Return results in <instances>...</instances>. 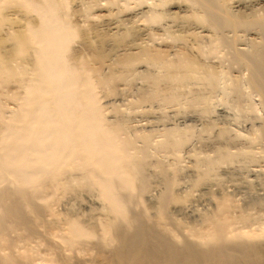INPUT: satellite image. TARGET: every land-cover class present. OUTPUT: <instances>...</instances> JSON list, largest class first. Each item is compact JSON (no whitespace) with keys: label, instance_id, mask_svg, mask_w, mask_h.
Here are the masks:
<instances>
[{"label":"bare ground","instance_id":"bare-ground-1","mask_svg":"<svg viewBox=\"0 0 264 264\" xmlns=\"http://www.w3.org/2000/svg\"><path fill=\"white\" fill-rule=\"evenodd\" d=\"M72 1L0 0V264H79L80 260L76 256L72 259L69 251L75 249L79 239L93 235L92 231L108 233L125 221L130 216L133 190L140 191L149 208H154L151 213L155 221L162 214L161 224L168 223L179 232L177 247L193 248L216 238L224 264L247 262L246 254L228 246L239 247L235 240H249L259 228L264 233V226L248 229L250 235L238 230L229 236L225 231L233 223L255 224L248 208L264 205V191L257 192L264 190V0H181L182 4L177 5L174 0H149V5L142 8L148 0H107L122 7L137 2L140 8L122 14L117 10L120 15L111 7L98 9L95 13L101 19L86 24L89 5L94 1L77 0L82 3L79 7L75 0L73 7ZM78 12L88 14L80 19L85 20L82 23L71 18ZM157 37L164 38V43L155 42ZM158 73L175 80L176 85L184 77L206 76L200 90L219 91L220 95L208 98L233 111L232 115L222 110L210 119L204 118L214 108L204 114L191 108L199 101L190 102L192 97L187 93L175 97L157 89L163 107L190 112L181 113L185 115L180 118L183 127L212 122L214 130L205 136L198 134L195 139H171L166 131L169 129L163 125V130L134 132L129 140L120 129L122 115L106 116L97 92L112 96L121 82L133 95L132 108L142 100H153V77ZM7 79L15 84V89L6 91L15 101L17 109L13 111L2 102L3 96L7 98ZM235 94L246 99L248 108L228 102L229 95ZM252 94L257 96L255 100ZM258 109L262 112L259 117L246 114ZM243 119L251 121L246 132L237 128ZM132 145L135 150L130 148ZM185 149L194 159L195 171L186 168L177 176L179 185L174 194L182 202L172 204L168 196L174 176L169 174L164 158L177 156ZM244 158L252 164L248 169L242 164ZM216 160L238 165L220 170L214 182H206V170ZM70 161L80 165L74 167ZM147 161L155 166L159 182L164 184L159 198L145 194L149 192L144 165ZM203 163L201 168L199 164ZM7 177L16 181L17 189L4 184ZM40 179L49 196L40 193L44 188L38 187ZM84 179L89 188L97 189L94 191L99 201L84 197L85 204H81V197L76 202L83 189L68 193L67 183L75 180L80 184ZM193 189L198 191L194 192L195 198L190 196ZM65 194L70 198H65L67 207L62 209V217L55 212L44 221L37 217L53 207L46 197L58 201ZM236 194L241 197L239 202L234 199ZM22 196L29 198L28 204L20 202ZM87 202L100 210L106 205L112 215L105 214L102 219V215L93 213L83 215L77 206L80 203L88 207ZM194 203L201 205L198 208L202 213ZM174 214L192 224L191 228L184 231ZM7 222L13 225L5 227ZM64 223L68 225L66 233L54 231ZM40 227L45 244L31 236L40 233ZM198 230L205 233L195 235ZM143 243L144 230L137 225L131 251ZM34 245L44 246L48 256L39 257L40 249L37 256ZM74 251L79 253L81 248Z\"/></svg>","mask_w":264,"mask_h":264},{"label":"rangeland","instance_id":"rangeland-1","mask_svg":"<svg viewBox=\"0 0 264 264\" xmlns=\"http://www.w3.org/2000/svg\"><path fill=\"white\" fill-rule=\"evenodd\" d=\"M73 1H72L73 7H74V4L75 5L77 4L76 5L77 7L81 6V4H82V3L79 4V2H78L79 0L78 1L75 0L76 2L74 1V4H73ZM93 1L94 2L90 3V5L88 4L90 6V8H88V9L92 10V11L89 10L90 11L89 16H86L88 14L83 15V16L79 15L80 13L78 12V13H75L73 15L71 14V18L73 20H76L78 18L77 19V20H79L78 22L82 23L85 20L84 21L82 20V22H81L80 19H84L87 17L84 24H86V22L91 23L92 21L98 22L99 21L98 19H101V15L98 16L97 13H95V12H97L96 10H98V9H105L106 7L107 8L111 7L112 12L116 11V14L118 15L120 11H121L120 14H122V12H125L126 10H130V8L132 9L134 7L133 9H136V6L139 7V5H140V4L138 5L137 2L136 3L130 2L128 4V6L124 7V5H123V7H122V5L119 4V2H118V4L120 6L117 5V2H114V3L112 2L113 4L110 2L111 4H109V2H107V0H100V1L99 0H93ZM175 1L177 3H175ZM178 2L180 4H182L181 0H174L173 4L175 3L177 5ZM115 3H116V5H115ZM144 3H145V5H144ZM144 3L141 4L142 5V6H140L141 8L147 7L149 5L148 4L149 0L147 1V3L146 2H144ZM171 5H172V2H170L169 6H171ZM115 6H119V7H115ZM169 6H167V7H169ZM138 7H137V9L140 8V7L139 8ZM115 8H116V10H115ZM117 10H120V11H117ZM116 14H114V15H116ZM88 20H89V22H88ZM158 38L159 37H157V39H155V42L158 40L157 43L160 42L161 44H163L164 42L162 43L161 41L162 40L165 41V39L164 38L162 39V37H161V39H158ZM75 44L78 46L79 45L78 41H75ZM75 44H74V46L77 47ZM212 58L213 57H211V59ZM214 58H216V57H214ZM215 60H217V59H215ZM136 65H138V64H136ZM205 77L206 76H204V78H195V79H187L186 77H184L181 81V84L176 85L175 80L169 81V79L167 77L163 76L162 73L155 74L153 79L156 83V88H155V92L153 95V100L152 101L142 100L138 103L133 104L135 106H133L132 108L130 107V105L132 104L131 102L133 101V99H132L133 95L130 94L131 91L127 90L128 88L124 87L125 85L121 82H118V84L116 85V86H118L117 92L112 93V96H111V93H108L105 91H101L103 93L97 92V95L100 97L99 100H100V103L104 109L106 116H111V114L116 115L118 113L122 115L123 120L121 122L122 126L120 127V129H121V132L124 133V135L129 140L132 139L134 132H137V133L145 132V133H147L148 131H150L153 128H156L154 130H163L164 129L163 125L166 126V129H169L166 131L168 133V137H170L171 139H179V138H181V136L190 137V139H195L198 137L197 136L198 134H201V136L207 135L209 130H212L214 124L212 122H203V126L197 125L195 127L194 126L183 127V125L181 124L182 122L180 120L185 115H189L188 113H190V112H188V110H185V111H187V114L184 112H180L179 109L175 106L163 107L164 102H163L162 97L159 93V90L161 91L164 89L163 94L169 92L170 94H173L175 97H179V95L181 93H187L190 97H192V99H190V102H194L195 100L199 101L198 103L191 104L190 105L191 108L193 110L200 111L201 113L203 112L204 114H206L207 110H212L214 108V111L212 113H210L208 115V117L203 116L204 118L210 119V116H216V114H218V113L220 114V112L222 110L226 111V113H225L226 115H228V113H230L228 116L232 115L233 111H231L225 107L223 108V106L221 108L220 105L215 104V100H210L208 98V95L210 97H216V96L220 95L219 91L213 92L210 89L200 90V89H202L200 86L201 85H202V87L204 86L202 83V80L204 82L207 81L205 79ZM10 81H9V79H7V83H6L7 86L5 85L4 95H6V91L11 90V89H15V88H13L15 86V84L13 82H10ZM136 83H138V82H136ZM157 89H159V90H157ZM191 91L197 92L198 95H195L193 93H189ZM130 95H132V97H130ZM229 96H230V98L228 99V102L231 100L234 104L235 103L236 104H238V103L244 104V109L248 108V104L246 103V99L244 97H242V96L238 97V96H236V94L233 96H231V95H229ZM252 96H253V100H255L257 97L255 94H252ZM2 98H3L2 102H4V105L10 111L17 109V107H15V105H14V103H15L14 99H12L10 96H7V98L3 96ZM6 107H5V109H7ZM188 108H190V107H188ZM188 108H184V109H188ZM79 110H81V108L77 109V111H79ZM250 111L249 112L247 111L246 114L248 113L251 116V118H254L256 116L259 117V116H261V113H262L260 111V109L257 110L259 113H256L257 111L256 112L254 111L255 113L250 112ZM181 113H184L185 115L182 114V116H183L182 117ZM250 122L251 121L249 119H243V120H241V122L238 123L237 128L242 132H246ZM187 123L189 124V122H187ZM173 125H175V127ZM206 128L208 129V131L206 130ZM213 130H214V128H213ZM157 138H160V137H157ZM163 140H165L164 136H163ZM168 143H169V141H168ZM138 145H139V143H138ZM130 148L135 150L134 145H132ZM186 149L183 150L177 156H166V158H164L165 161L168 163L167 167L169 170V174L174 176V178L170 181L171 187L169 189L170 194L168 196V199L170 200V202L172 204H179L182 202V198H180L174 194V191L177 189V187L179 185L177 176L179 174H182V172H184V170L186 168L187 169H193L195 171V168L193 166V160L194 159L192 156L191 157L189 156V153H187ZM126 159L129 161L133 160L132 157H126ZM244 160H245V162H242V164L248 165L246 167L247 169L250 168L252 164L249 161V159L244 158ZM248 162H250V163H248ZM69 163L74 165V167H77L80 165V162H77V161H70ZM144 165H145V173L147 176V180L149 182V189H148L149 192H147L145 194L150 195L153 198L154 197L159 198V196H160V194L164 188V184L163 183L161 184L159 182V176L157 174L156 168L151 162H148V161L144 162ZM199 165L202 168L205 165V163L199 164ZM235 165H238V164L235 162L234 163L233 162L232 163H223L219 160H216V164H214L211 168L209 167V169L206 170V175H205L206 182H214L213 177L216 175L217 172H219L222 169H225L226 167H231V166H235ZM3 181H4V184L6 186L10 187V186L15 185L14 188L17 189V183L11 177H7ZM54 181L55 180L52 179V182H54ZM81 182L82 183L79 184L78 181L76 183L75 180H73L72 182L66 184V186L68 188L67 191L70 195H73L72 193L77 189L78 190L83 189V190L79 191V193L81 195H78L79 198H77L78 196L76 197V202L77 201L80 202V200L82 199L81 200L82 202H80V203L85 204L84 203V197L85 198L89 197L93 200L94 199L95 200L101 199V198L97 199V196H95V194L97 192L94 191L96 188L94 189V186L89 188L88 182L86 179H84V181L81 180ZM34 183H37V181H35ZM55 183H56V181H55ZM185 184L186 183H184V185ZM39 185H40V186H38L39 189L44 187L42 180L39 181ZM259 190L260 191H257V190L256 191L259 193L264 191L263 189H259ZM96 191H97V189H96ZM191 192H193V193H191L192 195H190L191 198H195L198 191L196 189H193V191H191ZM40 193L44 196H49V194H48L49 192H48V190L45 189V187L43 188V192H40ZM65 195L66 196L64 198H61L62 196L60 197L61 200L60 199L59 200L61 201V203L59 200H58L59 201V203H58V201L52 200V198L46 197L47 200L52 202L50 205H53V207H48V209L43 210L41 215H39L37 217L41 221H44L46 219L51 218L53 212H55L58 216L62 217L61 213H63V211L65 210V207H67L65 204L66 199L70 198L69 197L70 195H68V194H65ZM236 195L237 196H234L235 197L234 199H238V202H239L241 197L238 196L239 194H236ZM192 196H194V197H192ZM28 199L29 198L27 196H22L20 198V200H21L20 202L23 204H28ZM62 199H63V201H62ZM64 199H65V201H64ZM217 199H219V198H217ZM131 200H132V202L129 203L130 216L128 218H126L125 221L118 223L108 233H103L100 230H94V231H92L93 235L88 236V237L83 238V239H79V241L75 243V249L77 247L81 248V252L76 253V251H74L75 249H73L72 251H69V254H71V258L74 259L76 256V259L80 260L79 264H224L221 261V253L218 249V247H219V240L218 239H216V238L209 239V240H207L206 244L195 245V247H193V248H191L189 245H185L183 247H177L176 239L180 238L179 232L176 229H174L168 223L166 225L161 224L164 220L162 214H158L157 221H155L153 219L151 211H155V210H154V208H149V206L147 205V203L145 201V198H142L141 192L138 190H133V192L131 194ZM93 202H95V201H93ZM79 204H78L77 208L78 207L80 208V212L81 213L83 212L82 213L83 215L84 214L87 215L90 213L91 214L93 213L94 216H95V214L102 215V216H100L101 219H102V217L105 216V214L112 215L111 213H109L110 210L106 205H103L102 210H100L101 207L99 208L96 206V204H93V203L87 202V205L89 208L88 207H82L81 204L80 205ZM183 204H187V202H185ZM54 205H55V207H54ZM75 205H77V203H75ZM194 206L197 209L201 208V205H199V203H196V204L194 203ZM212 206L213 205L211 204L209 206V208H207V209L211 210ZM32 208L34 209L33 206H32ZM63 208H64V210H62ZM201 210L202 209H199L198 211H201ZM90 211H92V212H90ZM99 211L101 214L98 213ZM248 211L252 214V216H253L252 220L256 221V223L251 225V226L249 224H242V223H235L234 224L233 223L232 225H229L227 227V229L225 231L226 235L234 236L235 234H237L238 230H244L245 231L244 233H246V235H250L252 233L247 232L248 229L253 228L256 225L264 226V205L263 204L259 207H250V208H248ZM78 212H79V209H78ZM196 212H197V210H196ZM202 212L203 211H201L200 213H202ZM205 212L203 214H205ZM232 215H236V214H232ZM174 216L176 217L177 221H179L183 224V230L184 231H187L188 229L191 228L192 224H186L180 215L174 214ZM97 218H99V217H97ZM20 224L22 227H24V225L22 223H20ZM12 225H13V223L7 222L5 227H10ZM137 225L142 227V229L144 230V243L142 244L141 248L137 249L136 251H131L130 248H131V244H132V239H133V236L135 233V228ZM18 226H20V225H18ZM67 229H68V225L66 223H64V225H60L59 227L54 228V231L59 233V234H62V233H66ZM260 230H261V228H259V230L257 232L255 231L257 233V235L251 236L249 240L240 239V238L235 240L234 244L238 243L239 247L228 246V248L231 247L235 251L240 250L248 256L247 262L243 261L242 262L243 264H264V233H261ZM199 233L203 234V233H205V231L201 230L199 232V230H198V232L195 235H198ZM31 236H32V238L39 239L43 244H45V241L42 240L43 238H45V233L42 231V227H40V233L35 232V234H33ZM260 240H262V241L260 243H258ZM34 246H35V248H38L36 250L37 256H39V255H41L39 257H47L48 256V254H46L45 249H43L44 246H40V247L39 246L37 247L36 245H34ZM38 250H39L40 254L38 253ZM43 254H44V256H43ZM62 259L63 258L61 257V260ZM54 263L55 262H51V261H44V262L42 261L41 264H54ZM63 264H69V263L63 262Z\"/></svg>","mask_w":264,"mask_h":264}]
</instances>
